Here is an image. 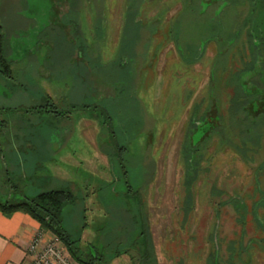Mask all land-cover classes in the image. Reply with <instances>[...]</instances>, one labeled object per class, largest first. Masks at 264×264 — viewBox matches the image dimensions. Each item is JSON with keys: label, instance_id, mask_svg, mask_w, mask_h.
I'll return each mask as SVG.
<instances>
[{"label": "rangeland", "instance_id": "obj_1", "mask_svg": "<svg viewBox=\"0 0 264 264\" xmlns=\"http://www.w3.org/2000/svg\"><path fill=\"white\" fill-rule=\"evenodd\" d=\"M211 1L0 0V199L69 188L65 264H264V0Z\"/></svg>", "mask_w": 264, "mask_h": 264}, {"label": "trees", "instance_id": "obj_2", "mask_svg": "<svg viewBox=\"0 0 264 264\" xmlns=\"http://www.w3.org/2000/svg\"><path fill=\"white\" fill-rule=\"evenodd\" d=\"M3 46L4 37L0 31V64L5 67L7 73H10L11 69L9 63L4 58ZM217 123L218 114L216 105L212 102V105L207 111L205 123L201 125L200 128L198 127L196 129V131L202 130V134L199 135L198 141L207 137ZM191 143L193 144L192 137ZM75 203L76 196L69 188H53L40 191L34 196H29L24 191L18 190V185H15L12 187L11 194L7 195L5 200L2 201V199H0V212L5 216H10L15 212L29 214L39 224L40 231L49 232L54 235L65 245L70 255L79 260L78 241L71 238L62 221V212L64 208ZM97 260L96 256L87 255L83 263L95 264Z\"/></svg>", "mask_w": 264, "mask_h": 264}, {"label": "crops", "instance_id": "obj_3", "mask_svg": "<svg viewBox=\"0 0 264 264\" xmlns=\"http://www.w3.org/2000/svg\"><path fill=\"white\" fill-rule=\"evenodd\" d=\"M42 180L35 179L34 183L41 187ZM58 181L53 188L60 187L61 181ZM30 194V196L35 195L34 193ZM39 232V224L29 214L15 212L10 216H5L0 212V264H26L31 256L28 246ZM43 234L44 236L48 235L47 232Z\"/></svg>", "mask_w": 264, "mask_h": 264}, {"label": "built area", "instance_id": "obj_4", "mask_svg": "<svg viewBox=\"0 0 264 264\" xmlns=\"http://www.w3.org/2000/svg\"><path fill=\"white\" fill-rule=\"evenodd\" d=\"M43 233L42 231L37 233L28 246L31 256L26 264H65L64 253L59 245L61 241L52 235V241L43 244Z\"/></svg>", "mask_w": 264, "mask_h": 264}]
</instances>
